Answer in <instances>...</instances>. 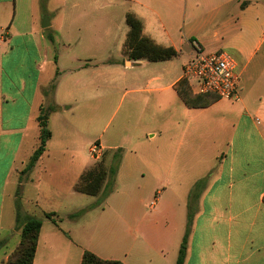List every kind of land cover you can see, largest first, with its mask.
I'll use <instances>...</instances> for the list:
<instances>
[{
  "label": "crops",
  "instance_id": "obj_1",
  "mask_svg": "<svg viewBox=\"0 0 264 264\" xmlns=\"http://www.w3.org/2000/svg\"><path fill=\"white\" fill-rule=\"evenodd\" d=\"M87 1L95 16L86 27L97 35L98 44L103 32L110 33L109 28L103 29V23L110 21L112 27L119 16L126 27L124 48L129 30L125 16L130 13L141 22L144 37L178 53L170 60L150 62L129 60L123 52L121 63L126 70L143 68V86L128 92L151 97L161 116L167 110L166 95L177 100H171L175 105L172 129H166L164 120L155 126L149 119L143 131L147 139H136L142 144L159 136L156 162L159 173L166 177L151 207L161 200L162 206L156 212L140 207L142 196L152 188L150 182H142V177L150 174L152 163L137 152L122 155L115 139L109 144H94L101 156L120 150L117 183L124 175L126 187L138 199L112 209L113 219L119 218L132 237L122 249L123 256L117 254L116 247L105 256L100 249L86 246L77 218H71L74 213L70 209L77 204L67 198L76 192L74 187L87 167L78 160L54 157L57 152L63 154L69 144L55 141L51 124L60 121L55 111L48 116L51 138L45 151L29 172L21 174L39 145L40 108L61 106L65 113L73 101L83 113L88 100L90 115L95 117L102 67L115 64L100 62L95 54L83 60L71 56L73 64L62 79L54 67L61 57L70 55L55 53V39L47 30L54 23L51 14L63 17L67 6L76 8L78 0H0V264H8L20 241L17 200L21 212L32 206L29 211L35 215L31 217L42 219L32 264H80L84 251L123 264H175L187 223L189 197L199 182L194 190L183 264H264V0ZM49 4L57 6L48 10ZM46 15L49 27L43 29L41 20ZM82 29L76 24L73 32L82 34ZM93 40L96 46V38ZM66 43L69 48L70 41ZM206 43L214 51H205ZM95 46L90 45L89 51L96 52ZM187 46L192 48L191 58L197 49L211 53L227 48L233 53L239 76L238 100L220 99L201 109L184 106L173 85L183 77L187 62L181 73L172 76L166 63L178 58ZM170 136L174 143L165 153ZM146 145L154 147L152 143ZM38 168L41 175H33ZM118 210L121 217L115 214ZM45 214H53L56 223Z\"/></svg>",
  "mask_w": 264,
  "mask_h": 264
},
{
  "label": "rangeland",
  "instance_id": "obj_2",
  "mask_svg": "<svg viewBox=\"0 0 264 264\" xmlns=\"http://www.w3.org/2000/svg\"><path fill=\"white\" fill-rule=\"evenodd\" d=\"M56 4L47 5L48 10L56 7ZM72 5H68L67 9L63 11L62 16H56V13L51 14L53 18L52 27L48 28L47 33H51L55 39L54 51L58 52L62 56L70 55L66 58L61 57L58 64L54 67L55 72L59 71V76L66 77L69 69L72 66V62L69 57L76 56L83 60L90 54H95L96 58L100 62L112 61L114 67H102V74L100 77V95H99V110H96V116L93 117L89 112L90 102L86 100L84 112H79L77 103L70 101L66 106V112L63 113L61 106L56 107V117L60 119L59 122H52L53 129L56 133L55 141L69 143L62 153H56L55 158H67L68 160L80 161L86 170L94 168L100 161L94 160L90 157L89 147L99 142L109 144V140L115 139L116 145L122 150V155L125 152H137L138 156L143 158L145 162L152 163L150 174L142 177V182H150L152 188L149 193L142 196L140 207L146 212H156L162 206V200L152 208L153 200L159 197L158 191L162 190V185L166 175H161L158 169V141L159 136L155 138H149L150 141H145L140 144V141H136L137 137L141 140H146L147 137L143 132L149 124V119L154 120L155 126H159L163 123L166 124V129H172L173 108L174 104L171 102L177 101L176 98L166 95L165 105L166 112L164 117L157 111L156 104L151 101V97L146 94H130L128 91L133 88H141L143 81V68L141 66H135L129 70L122 67V61L124 59L123 51V38L124 30L126 29L121 19L116 17L111 27L108 21L103 23V29H110L109 34H103L100 36V44L97 42V35L93 36L86 25L93 22L95 12L88 5L87 0H78L76 8L71 10ZM44 17V16H43ZM42 17V20H43ZM47 19V15L45 16ZM41 20V22H42ZM49 20V19H48ZM218 22V21H215ZM76 24L83 26L81 33L74 34ZM106 24H109L107 26ZM189 26L185 27V32H188ZM96 33L98 28L95 29ZM96 38V46L94 42ZM66 40L70 41L71 46L67 48ZM95 46L96 52L89 51V46ZM205 51L211 50L212 45L204 44ZM232 57L233 53L227 48H219ZM208 50V51H209ZM213 53V52H212ZM192 48H182L180 56L166 63V67H171V76L181 73V67L185 62L191 59ZM77 65V63H75ZM184 66V65H183ZM107 70L121 71V73L111 74ZM55 80V79H54ZM46 107V106H45ZM169 109V110H168ZM62 132V135H61ZM61 135V136H59ZM172 135V133H171ZM149 137V135H147ZM167 139V137H166ZM171 139V140H169ZM174 138L171 136L166 142V148L164 152L171 151ZM145 143V144H144ZM147 143H152L153 148H148ZM144 144V145H143ZM55 151H59L58 148H54ZM114 152L107 153L103 157L102 165L108 169L111 167V159ZM102 158V157H101ZM85 170V171H86ZM38 168L37 172L33 175H41ZM124 175H121L119 182L117 183L116 176L111 180L109 174L106 177L102 191L96 195H86L80 193H73L67 200H72L76 206L70 209V213L77 215V226L79 233L85 237L82 240L85 241L86 246L98 248L105 254V256L111 254L115 247L117 248V254L122 255V250L127 241H131L132 237L127 234V226L119 220L113 219L112 209H117L119 205L127 204V202H134L138 197L134 196L131 188H127ZM133 183V181H132ZM26 208V211H22V215L31 217L35 213L29 211L32 209ZM115 212V211H114ZM116 216L122 215L118 210L115 212ZM111 217L113 219L110 223ZM114 251V252H115ZM123 256V255H122Z\"/></svg>",
  "mask_w": 264,
  "mask_h": 264
},
{
  "label": "trees",
  "instance_id": "obj_3",
  "mask_svg": "<svg viewBox=\"0 0 264 264\" xmlns=\"http://www.w3.org/2000/svg\"><path fill=\"white\" fill-rule=\"evenodd\" d=\"M125 23L129 28L126 35L123 51L129 60H147L150 62L165 61L175 58L178 53L172 47H161L156 45L150 39L142 35V24L132 14L128 13L125 16ZM52 85L49 89H52ZM173 90L175 91L178 98L182 101L184 106L188 109H201L206 108L220 100L214 94H198L195 93L189 83V81L182 77L174 85ZM56 107L46 106L40 108V113L37 117L39 127V145L30 157V160L22 171L21 174L29 172L39 157L45 151L46 142L51 138V131L47 126V120L49 114L54 112ZM108 152L102 154L101 161L94 167L83 172L80 176L79 181L75 185L74 189L76 192L96 196L98 195L105 183L106 177L109 174L111 180L114 179L120 160V150L114 152L111 159V167L106 169L102 165L103 157ZM201 182L197 183L194 190L200 185ZM191 192L189 197V203L187 206V223L185 232L179 247L178 256L175 264H183L185 259L187 239L190 233L191 222L193 218L192 213V202L196 198V195ZM18 196V193H17ZM16 208V225L20 229V241L15 250L11 253L8 258V264H32L33 258L37 246L38 235L42 226V219L35 217H26L22 215L20 210V203L17 200L15 203ZM53 214H45L44 217L52 220ZM77 213L71 215V218H76ZM80 264H123L118 260L101 259L90 251H84L81 258Z\"/></svg>",
  "mask_w": 264,
  "mask_h": 264
},
{
  "label": "built area",
  "instance_id": "obj_4",
  "mask_svg": "<svg viewBox=\"0 0 264 264\" xmlns=\"http://www.w3.org/2000/svg\"><path fill=\"white\" fill-rule=\"evenodd\" d=\"M183 77L198 94H214L220 99L238 100L239 76L235 59L224 51L205 53L197 49L193 58L183 66ZM92 159L99 160L97 145L89 148Z\"/></svg>",
  "mask_w": 264,
  "mask_h": 264
},
{
  "label": "water",
  "instance_id": "obj_5",
  "mask_svg": "<svg viewBox=\"0 0 264 264\" xmlns=\"http://www.w3.org/2000/svg\"><path fill=\"white\" fill-rule=\"evenodd\" d=\"M47 27H49V21H48V19L44 16V17H43V20H42V22H41V28L45 29V28H47Z\"/></svg>",
  "mask_w": 264,
  "mask_h": 264
}]
</instances>
